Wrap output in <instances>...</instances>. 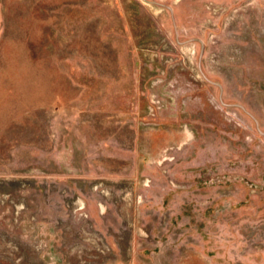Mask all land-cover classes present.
I'll return each instance as SVG.
<instances>
[{"label":"rangeland","instance_id":"rangeland-1","mask_svg":"<svg viewBox=\"0 0 264 264\" xmlns=\"http://www.w3.org/2000/svg\"><path fill=\"white\" fill-rule=\"evenodd\" d=\"M0 264H264V0H0Z\"/></svg>","mask_w":264,"mask_h":264}]
</instances>
